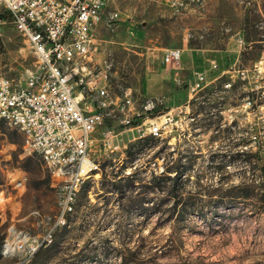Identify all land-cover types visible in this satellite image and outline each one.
I'll list each match as a JSON object with an SVG mask.
<instances>
[{
	"label": "rangeland",
	"instance_id": "374dc122",
	"mask_svg": "<svg viewBox=\"0 0 264 264\" xmlns=\"http://www.w3.org/2000/svg\"><path fill=\"white\" fill-rule=\"evenodd\" d=\"M190 9L175 16L164 0L108 3L107 14L119 12L120 21L101 26L98 44L105 53L97 57L113 64L112 94H128L137 110L147 99L160 100V114L168 113L173 123L167 139L142 150L136 143L150 137L145 132L139 139L148 125L141 133H124L114 153L104 150L96 134L92 156L101 176L83 188L53 243L32 258L17 251V242L53 228L61 199L43 161L25 149L21 134L5 128L0 264H264V0H207L205 9ZM238 37L256 43L246 49ZM171 49L184 50L180 64L164 63ZM214 64L219 70L211 78L229 70L224 79L237 80L234 71L242 68L247 82H231L233 89L224 86L229 82H208L205 97L189 89L193 82H175ZM37 70L36 57L0 7V77L20 84ZM205 120L217 126L207 129ZM245 156L256 158L255 169ZM175 161L182 175L150 190ZM119 178H133L134 187L111 192L108 181ZM248 191L251 197L242 199ZM176 199L183 203L174 209ZM188 200L189 216L180 220Z\"/></svg>",
	"mask_w": 264,
	"mask_h": 264
},
{
	"label": "built area",
	"instance_id": "2783aa9c",
	"mask_svg": "<svg viewBox=\"0 0 264 264\" xmlns=\"http://www.w3.org/2000/svg\"><path fill=\"white\" fill-rule=\"evenodd\" d=\"M110 1L0 0L38 64L24 83L0 77V142L7 127L21 134L25 149L39 157L52 174L61 199V215L53 228L40 238L17 242V251H24L28 258L53 243L56 229L66 226V216L74 214L83 188L101 176V165L92 156L96 134L104 150L114 153L120 150L127 131L141 133L148 125L139 139L146 132L163 141L173 123L168 113L160 114V100L147 99L137 110L128 94H112L113 64L97 57L105 53L98 44L101 26L112 28L120 21L119 12L107 14ZM164 1L175 16L207 5V0ZM237 42L246 45L241 37ZM183 53L182 49L166 50L163 61L178 65ZM218 70L214 64L210 72L195 73L189 89L202 92L208 82H247L246 69L234 71L237 80L235 76L224 79L229 70L209 76ZM175 81L178 85L185 82L182 78ZM154 114L157 118L150 119ZM110 122L115 125H107Z\"/></svg>",
	"mask_w": 264,
	"mask_h": 264
},
{
	"label": "trees",
	"instance_id": "16d2710c",
	"mask_svg": "<svg viewBox=\"0 0 264 264\" xmlns=\"http://www.w3.org/2000/svg\"><path fill=\"white\" fill-rule=\"evenodd\" d=\"M250 23H251V20L247 16V18L245 19V27H247V30H249ZM255 43L256 42L247 39L246 40V49H252L253 45ZM229 84H231V82H229ZM231 86H232V89H233V85L232 84H231ZM210 92L211 91L206 89V90L200 92L198 95H200L201 97L202 96L205 97V96L209 95ZM262 92H264V90H262ZM204 111H206L205 108L201 107V109H200V112H202L201 114H203ZM204 122H205V128H207V129L208 128L211 129L213 127V125H214V127L217 126V124L215 125V123H208V121H206V120ZM228 134H230V133H228ZM158 142H162V141L159 140V139L153 138V137H149V138H146L144 140H138L136 145L140 147L139 150H142L146 145H149V147H153L154 145L158 144ZM241 156H243V155H241ZM245 162L251 168L255 169V163H257L255 157H253V158L249 157L248 158V157L245 156ZM182 173H183V169L181 168L179 162L175 161L170 167H166L165 174H164V176L162 178H156V179L153 180V185L151 186L150 190H155V189H158V188H161V189L164 188L162 186V183H163L164 180L170 181L171 180V175L175 174L176 176L180 177L182 175ZM108 183H109L108 186L111 187V192H112V190H114L116 193H120V194H123L124 191H126L127 188L134 187V185H135V182L133 181V178H119V180H110V181H108ZM182 184L184 185L185 182H182ZM176 185H177V183H174L173 188ZM106 187H107V184H106ZM169 188L170 187L165 186V189H169ZM248 188L249 189H253L254 187L253 186H249ZM249 193H250V191H248V194L246 193L245 196H242L243 197L242 199L250 198L251 195ZM143 201H145V200L143 199ZM188 202H189V200L187 201V204L184 205V210L181 213L178 214L180 220L186 219L189 216V214L186 212V209L188 207ZM181 203H183V202H181L179 199H176L174 204H173L174 209L178 208V206L181 205ZM190 206H192V205H189V207ZM198 215L201 216L202 218H204L201 213H198ZM170 219H172V218H170ZM134 256L138 257V253L135 252ZM121 264H129V263L125 260ZM135 264H137V262H135Z\"/></svg>",
	"mask_w": 264,
	"mask_h": 264
},
{
	"label": "crops",
	"instance_id": "0c3cea01",
	"mask_svg": "<svg viewBox=\"0 0 264 264\" xmlns=\"http://www.w3.org/2000/svg\"><path fill=\"white\" fill-rule=\"evenodd\" d=\"M183 55H184V54H183ZM208 72H210V70H209ZM196 73H197V72H196ZM214 75H216V73H213V74L210 73V74H209V76H211V77H213ZM177 78H181V77L178 76ZM177 78H176V79H177ZM193 78H194V76H193ZM193 78H192L191 80H185V82H192V81H193ZM176 79H175V80H176ZM175 82H176V81H175Z\"/></svg>",
	"mask_w": 264,
	"mask_h": 264
},
{
	"label": "bare ground",
	"instance_id": "6f19581e",
	"mask_svg": "<svg viewBox=\"0 0 264 264\" xmlns=\"http://www.w3.org/2000/svg\"><path fill=\"white\" fill-rule=\"evenodd\" d=\"M5 200H4V198H3V196H2V194H0V203H3Z\"/></svg>",
	"mask_w": 264,
	"mask_h": 264
}]
</instances>
